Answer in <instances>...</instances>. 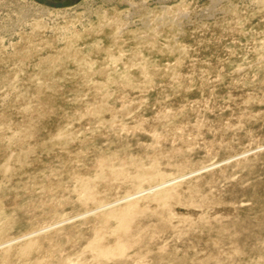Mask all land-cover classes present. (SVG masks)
<instances>
[{
	"label": "rangeland",
	"instance_id": "1",
	"mask_svg": "<svg viewBox=\"0 0 264 264\" xmlns=\"http://www.w3.org/2000/svg\"><path fill=\"white\" fill-rule=\"evenodd\" d=\"M0 0V264H264V0Z\"/></svg>",
	"mask_w": 264,
	"mask_h": 264
},
{
	"label": "water",
	"instance_id": "2",
	"mask_svg": "<svg viewBox=\"0 0 264 264\" xmlns=\"http://www.w3.org/2000/svg\"><path fill=\"white\" fill-rule=\"evenodd\" d=\"M76 1H78V0H65L64 3L65 4H71V3H74Z\"/></svg>",
	"mask_w": 264,
	"mask_h": 264
}]
</instances>
